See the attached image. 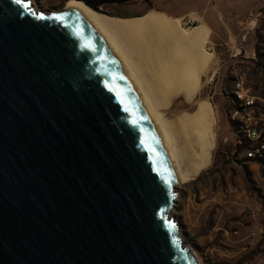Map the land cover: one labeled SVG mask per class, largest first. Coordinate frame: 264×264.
<instances>
[{
  "label": "water",
  "instance_id": "water-1",
  "mask_svg": "<svg viewBox=\"0 0 264 264\" xmlns=\"http://www.w3.org/2000/svg\"><path fill=\"white\" fill-rule=\"evenodd\" d=\"M178 183L93 19L0 0V264H199L170 215Z\"/></svg>",
  "mask_w": 264,
  "mask_h": 264
},
{
  "label": "rangeland",
  "instance_id": "rangeland-1",
  "mask_svg": "<svg viewBox=\"0 0 264 264\" xmlns=\"http://www.w3.org/2000/svg\"><path fill=\"white\" fill-rule=\"evenodd\" d=\"M40 1L43 4L36 0V7L52 13L65 9L70 0ZM137 1L102 8L110 17L138 16L143 11H137ZM176 5L184 14L183 27L205 24L210 28L207 48L215 53L217 64L212 80H209L212 72L203 76L204 85L194 102L187 103L174 92L171 103L161 108L160 113L171 124L183 113L195 111L196 100H208L214 107L217 122L210 165L189 182L178 185V197L170 214L179 223L184 245L195 254L199 264H264V162L245 161L235 151L237 128L231 121L234 108L228 98L235 73H247L264 96V0H207L200 8L196 0H182ZM241 8L246 13L241 12ZM144 33L141 36L149 38ZM157 34L171 37L164 51L171 52L191 78L196 68L191 63L192 52L187 39L176 31ZM118 39L122 47L128 49L126 40ZM172 80V83L167 81L169 95L178 84L177 78ZM156 91L152 95L158 99L163 98L167 90ZM172 124L170 131L178 141L175 140L176 147L186 151L183 143L188 133L186 135L180 125Z\"/></svg>",
  "mask_w": 264,
  "mask_h": 264
},
{
  "label": "bare ground",
  "instance_id": "bare-ground-1",
  "mask_svg": "<svg viewBox=\"0 0 264 264\" xmlns=\"http://www.w3.org/2000/svg\"><path fill=\"white\" fill-rule=\"evenodd\" d=\"M71 6L79 8L93 19L98 30L115 50L136 82L161 135L171 151L173 165L179 180L178 185L187 183L199 175L210 165L216 145L215 125L217 120L213 105L208 100H196L197 108L195 111L183 113L171 122V124L174 123L180 125L182 129L184 128L186 135L188 133V138H185V143H183L186 151H182L181 147H179L180 149L176 147L175 144L178 141L170 131L173 124L171 125L163 118L160 109L169 106L174 92L175 95L183 97L187 103L194 102L199 90L204 85L203 76L212 72L213 74L209 78L212 80L217 59L215 53L207 48L211 34L210 28L205 24L185 28L181 23L182 19H173L158 10H151L141 17L121 18L100 14L78 0H70L64 10ZM163 31H169V33L176 31L181 33L182 38L187 39L192 52V58L189 57L191 63L196 66H193L196 69H193L195 74L190 75L191 78L187 77L189 72L186 73V71L188 70L180 67V62L177 63L178 59L176 58V61L175 57L170 54L171 52L164 51L171 37L157 36V33ZM143 33L148 34L149 38L142 37ZM118 37L126 40L128 49L125 50L122 47ZM173 77L177 78L178 84L169 95L167 92L170 85L167 81H173ZM171 86L175 88L176 85ZM156 90L167 91L165 95H163L165 92L161 94L163 98L161 96L156 99L152 95V93L156 94ZM189 134L192 135V138L189 137Z\"/></svg>",
  "mask_w": 264,
  "mask_h": 264
},
{
  "label": "built area",
  "instance_id": "built-area-1",
  "mask_svg": "<svg viewBox=\"0 0 264 264\" xmlns=\"http://www.w3.org/2000/svg\"><path fill=\"white\" fill-rule=\"evenodd\" d=\"M228 98L237 128L235 151L245 161L264 162V96L247 73H235Z\"/></svg>",
  "mask_w": 264,
  "mask_h": 264
},
{
  "label": "crops",
  "instance_id": "crops-1",
  "mask_svg": "<svg viewBox=\"0 0 264 264\" xmlns=\"http://www.w3.org/2000/svg\"><path fill=\"white\" fill-rule=\"evenodd\" d=\"M182 0H138L136 3L137 11H143L138 16H129V17H141L145 14H147L151 10H159L166 12L169 17L173 19H177L179 17L180 19H183V15L181 14L180 10L177 9L176 3H180ZM184 1V0H183ZM199 2V8L201 7V4L206 2L207 0H196ZM198 8V9H199ZM241 12L246 13L245 10L241 8Z\"/></svg>",
  "mask_w": 264,
  "mask_h": 264
},
{
  "label": "snow or ice",
  "instance_id": "snow-or-ice-1",
  "mask_svg": "<svg viewBox=\"0 0 264 264\" xmlns=\"http://www.w3.org/2000/svg\"><path fill=\"white\" fill-rule=\"evenodd\" d=\"M16 3H18V4L21 3V0H16ZM24 7L27 8V7H29V5L25 4ZM54 18L59 19V17H54ZM173 227H174V225H173Z\"/></svg>",
  "mask_w": 264,
  "mask_h": 264
},
{
  "label": "flooded vegetation",
  "instance_id": "flooded-vegetation-1",
  "mask_svg": "<svg viewBox=\"0 0 264 264\" xmlns=\"http://www.w3.org/2000/svg\"><path fill=\"white\" fill-rule=\"evenodd\" d=\"M39 1V3H41V5L43 4L40 0H38ZM33 2H34V4L36 5V0H33Z\"/></svg>",
  "mask_w": 264,
  "mask_h": 264
},
{
  "label": "trees",
  "instance_id": "trees-1",
  "mask_svg": "<svg viewBox=\"0 0 264 264\" xmlns=\"http://www.w3.org/2000/svg\"><path fill=\"white\" fill-rule=\"evenodd\" d=\"M133 18V17H132Z\"/></svg>",
  "mask_w": 264,
  "mask_h": 264
}]
</instances>
